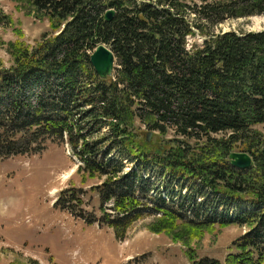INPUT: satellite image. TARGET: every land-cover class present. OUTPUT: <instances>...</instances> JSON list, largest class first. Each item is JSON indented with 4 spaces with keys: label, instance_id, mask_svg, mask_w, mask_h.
<instances>
[{
    "label": "trees",
    "instance_id": "trees-1",
    "mask_svg": "<svg viewBox=\"0 0 264 264\" xmlns=\"http://www.w3.org/2000/svg\"><path fill=\"white\" fill-rule=\"evenodd\" d=\"M18 1L54 35L7 43L0 158L67 142L80 185L71 180L55 207L119 240L153 216L148 228L172 236L190 264H264V131L255 128L264 124V30H218L264 15V0ZM196 36L203 42L190 45ZM100 44L117 59L107 80L91 63ZM235 151L253 166L232 165ZM230 225L246 231L225 259L199 257L191 240Z\"/></svg>",
    "mask_w": 264,
    "mask_h": 264
},
{
    "label": "rangeland",
    "instance_id": "rangeland-1",
    "mask_svg": "<svg viewBox=\"0 0 264 264\" xmlns=\"http://www.w3.org/2000/svg\"><path fill=\"white\" fill-rule=\"evenodd\" d=\"M26 6L18 0H0V9L8 20L0 24L3 66L13 64L7 43L24 41L36 45L45 34H49L47 38L54 35L50 33L49 20L38 18ZM14 28L22 32L16 33ZM218 30L262 31L264 15L231 19ZM196 41L202 43L203 38H189L190 45ZM255 128L264 131V124ZM77 166L78 159L70 145L58 141L48 142L40 153L0 158V264H190L185 249L172 236L148 228L153 216L132 224L126 239L119 240L113 229L89 225L69 211L55 207L59 192L71 180L80 185ZM86 198L87 208L96 209L97 194H87ZM245 231L246 228L230 225L207 231L191 242L199 257L223 261L233 242Z\"/></svg>",
    "mask_w": 264,
    "mask_h": 264
},
{
    "label": "water",
    "instance_id": "water-1",
    "mask_svg": "<svg viewBox=\"0 0 264 264\" xmlns=\"http://www.w3.org/2000/svg\"><path fill=\"white\" fill-rule=\"evenodd\" d=\"M115 16V10L110 9L106 13V20L110 21ZM116 55L106 44H100L91 55V63L100 78L107 80L113 77L116 68ZM152 133L148 134L150 140ZM160 152V151H159ZM232 165L241 169H248L254 164L250 154L242 151H235L230 154Z\"/></svg>",
    "mask_w": 264,
    "mask_h": 264
}]
</instances>
